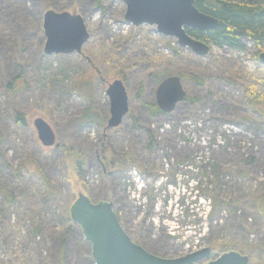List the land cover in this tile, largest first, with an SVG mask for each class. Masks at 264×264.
<instances>
[{
  "label": "rangeland",
  "instance_id": "1",
  "mask_svg": "<svg viewBox=\"0 0 264 264\" xmlns=\"http://www.w3.org/2000/svg\"><path fill=\"white\" fill-rule=\"evenodd\" d=\"M49 9L82 16L90 34L82 54L44 53ZM124 11L122 0H0V185L15 196L6 210L0 195V221L9 232L0 261L53 264L60 245L53 226L64 222L61 206L71 205L79 192L93 202L111 201L133 242L162 258L207 247L209 259L228 251L248 256L251 246L264 245V216L256 207L264 194V115L242 99L246 83L264 92L256 82H264V65L254 57L255 45L210 46L198 56L155 26L126 23ZM178 72L198 78L181 80L190 100L152 114L159 83ZM19 76L25 87L12 93L10 82ZM114 79L128 94L121 124L104 132L78 123L90 104L108 119L106 90ZM18 113L26 114L25 123ZM37 118L49 124L57 146L41 143ZM101 137L108 160L111 152L132 149L138 165L125 171L109 166L104 174ZM61 145L83 154L76 173L68 172ZM26 158L42 165L56 197L45 195L22 165ZM215 203L220 205L210 216ZM28 212L34 220L24 217ZM68 244L67 264H89L85 246Z\"/></svg>",
  "mask_w": 264,
  "mask_h": 264
},
{
  "label": "water",
  "instance_id": "2",
  "mask_svg": "<svg viewBox=\"0 0 264 264\" xmlns=\"http://www.w3.org/2000/svg\"><path fill=\"white\" fill-rule=\"evenodd\" d=\"M122 1L125 5L123 19L126 23L134 27L145 24L155 26L158 33L174 37L179 46L188 48L195 55L204 56L209 52L210 46L190 36L186 28L213 30L220 21L198 10L194 0ZM43 33L46 38L43 51L47 55L74 52L82 54V47L90 37L82 16L51 9L44 14ZM258 61L264 65V52L259 53ZM106 94L110 108L104 132L119 126L129 110L126 86L121 79L110 82ZM155 96L161 112L173 111L186 98L181 78L177 75L164 78L159 83ZM34 126L44 146L58 145L55 134L46 121L37 118ZM69 213L72 221L80 226L84 239L91 245L94 264H195L203 260H207V264H249V257L236 251L224 252L209 259L211 249L208 247L176 258H162L152 254L130 239L121 227L111 201L93 202L83 192L77 194Z\"/></svg>",
  "mask_w": 264,
  "mask_h": 264
},
{
  "label": "trees",
  "instance_id": "3",
  "mask_svg": "<svg viewBox=\"0 0 264 264\" xmlns=\"http://www.w3.org/2000/svg\"><path fill=\"white\" fill-rule=\"evenodd\" d=\"M194 5L201 12L219 19L220 22L219 25L213 30L202 31L186 28V31L190 36L208 44L209 46L229 47L237 50L245 49L244 40L251 41L256 47L254 53V57L256 59L259 53L264 52V0H194ZM105 65L108 66V62L105 63ZM242 74L245 75V73ZM174 75L179 76L181 80L182 78H189L191 80L198 79L192 74H182L178 72ZM244 75H241L240 77H244ZM165 76L170 75L167 74ZM246 76L249 78L254 77V75L250 76L248 74ZM21 78L22 77L19 76L14 80V82H10L9 87L11 88L10 90L12 93L25 87L24 81ZM259 79L260 78H256V82H261L264 86V82L259 81ZM17 80L20 82L19 84H17ZM226 82L231 83L230 80H227ZM80 87L81 85L77 84L76 88L79 89ZM242 88V99L251 112L259 114L261 113L264 115V92L258 90L256 85L248 83L243 84ZM185 100H190V98L186 96ZM149 108L152 114L160 112V109L155 102L151 103ZM106 115L107 114L100 112L98 108H93V106L90 104L82 109L81 114L77 118V122L80 124H94L103 130L107 120H105ZM16 116L21 123H25L26 114L18 113ZM1 140L2 136L0 133V142ZM101 140L102 148L99 151L100 154L98 155L103 165L104 174H106L105 170L109 166L120 171H125L129 166L138 165L136 155L132 149L119 151L118 153L111 152V159L108 160L106 156V145L105 143L103 144V137H101ZM61 147L64 152V159L68 172L76 173L81 169L84 163L83 154L80 150L73 147L64 145H61ZM106 161H109V163L107 164ZM22 165L25 166L27 170H29L33 175H35L36 178H38L46 192V196L56 197L58 193L56 188L53 186L45 169L36 159L26 158ZM0 195L3 198L4 207L6 210L13 206L15 201L14 194L2 185H0ZM70 203L68 205L66 204L61 206V215L64 217V222L60 225L56 224L52 229V233L55 235L56 240L58 239L60 241L59 249L56 256L54 257L53 264H67L66 251L70 241L80 244L82 248L85 246V261H87L89 264H93L91 245L84 239L80 226L74 223L70 217ZM219 205L220 203H215L211 206L210 216L217 212ZM256 207L264 216V194H261V196H259L257 199ZM30 214L31 213L28 212L24 217H29L34 220ZM34 229H37L38 233V231L41 229V225L36 226ZM8 233V228L0 221V245L1 243H6L8 241ZM262 251H264V245L251 246L249 249H247L245 254H248L249 264H263L264 261L261 259L264 258V255L262 256L260 254ZM0 264H13V261L10 259H4L0 261Z\"/></svg>",
  "mask_w": 264,
  "mask_h": 264
},
{
  "label": "flooded vegetation",
  "instance_id": "4",
  "mask_svg": "<svg viewBox=\"0 0 264 264\" xmlns=\"http://www.w3.org/2000/svg\"><path fill=\"white\" fill-rule=\"evenodd\" d=\"M119 222H120V225H121V227L124 229V231L127 233V235L130 237V239L132 240V241H134L133 239H132V237H131V233H130V231L127 229V228H125V226H124V224L122 223V221H120V219H119ZM212 253V252H211Z\"/></svg>",
  "mask_w": 264,
  "mask_h": 264
}]
</instances>
